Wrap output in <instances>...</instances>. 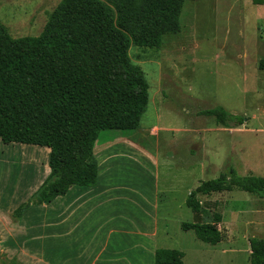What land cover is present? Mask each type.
<instances>
[{
	"label": "rangeland",
	"instance_id": "1",
	"mask_svg": "<svg viewBox=\"0 0 264 264\" xmlns=\"http://www.w3.org/2000/svg\"><path fill=\"white\" fill-rule=\"evenodd\" d=\"M60 2L0 0V21L13 38L38 36ZM129 55L150 84V99L137 129L99 133V168L103 173L114 166L124 185L112 187L111 199L117 201L102 208L96 202L91 230L100 212L104 220V211L119 219L93 236L67 232L72 224L67 231L60 228L51 234L63 241L57 257L54 238L29 228L33 222L41 230L45 214L28 220L25 213H15L49 174V149L0 139V263L92 264L109 257L115 264H154L151 249L156 247L183 252L186 264H250L249 239H264V198L240 189L214 192L200 197L201 212H193L186 199L201 181L220 174L264 177V0H186L160 49L132 44ZM217 105L249 119L239 127L221 126L202 113ZM109 143L147 149L156 158L134 149V154L122 153L121 159L107 162L100 151ZM155 173L161 199L158 234H126L150 230L143 222L156 215L150 208ZM216 213L222 215L215 224L216 245L181 227L184 221L213 222ZM112 253L124 255L115 260Z\"/></svg>",
	"mask_w": 264,
	"mask_h": 264
},
{
	"label": "trees",
	"instance_id": "2",
	"mask_svg": "<svg viewBox=\"0 0 264 264\" xmlns=\"http://www.w3.org/2000/svg\"><path fill=\"white\" fill-rule=\"evenodd\" d=\"M186 0H61L38 36L13 38L0 21V139L47 147L50 172L16 209L49 204L73 185L97 183L95 143L102 130L140 126L150 84L129 55L132 44L160 49ZM234 128L247 116L217 105L202 111ZM240 189L264 198V177L252 174L201 181L186 199L201 212V196ZM213 222L184 221L198 239L217 244ZM250 264H264V239L252 237ZM183 252L157 248L154 264H186ZM0 264H23L12 260Z\"/></svg>",
	"mask_w": 264,
	"mask_h": 264
},
{
	"label": "crops",
	"instance_id": "3",
	"mask_svg": "<svg viewBox=\"0 0 264 264\" xmlns=\"http://www.w3.org/2000/svg\"><path fill=\"white\" fill-rule=\"evenodd\" d=\"M109 144H110L109 146H107V145L102 146L103 149H102V151H100V152L104 151L103 155H105L107 157V162L111 161V160L115 162L117 159L118 160L121 159L122 153L134 154V151H133L134 149L144 150L149 155H152L153 157L156 158V156L147 149L135 148V147L129 146L127 144H120L119 146H117V145L111 146V143H109ZM20 145H22V144H20ZM94 151H95V149H94ZM120 151H122V152H120ZM96 152H97V150H96ZM46 153H48V155H49V150ZM110 156H112V157L110 158ZM32 163H34V166H36V159L34 161H32ZM47 166H48V164H47ZM119 176H121V173L118 172L114 166H110V167L106 166L103 173L101 172V170L99 168L98 180H97V183L95 185H93V186L73 185L65 195H61V196L56 197L54 199L55 202H53L54 201L53 200L52 201L53 203L52 202L49 203L50 205L44 204L46 206H43V204H40L42 206L39 207V210H36L35 208L31 209L32 207L38 206V205H34V206L30 207L28 210H26L24 212L25 214L23 213L24 216H27L26 218H28V220H29L34 214L38 213L40 216L41 215L40 213H42V215L45 214V217L43 218V216H41V219H43V221H45V223H41V225H40L41 230L37 229L38 223H33V222L30 223L31 226H29V228L35 227V230H37L34 233L35 235H37L38 231L41 234V231H42L41 237H46V239H53L54 238L55 242L57 243L56 244L57 257H59V253H58L59 244L62 243L63 241L60 240L61 236H55V235H51V234H53L56 231H57V233L61 232L60 228L63 231H67L69 225L72 224L73 227L72 228L69 227V230L67 232L74 233V232L80 230L81 232H86L84 234L92 235V236L95 234L96 231H97V233H99L100 231L104 232V230H102V228L106 227V225L109 226L111 224L112 220H114V221L118 220L119 216L118 215L111 216L109 213H106L104 211V216H105V220H104V219H102V212H100L101 218H99L97 220L95 227L93 228V230H91V227L93 226V221H92L93 207L96 205V202H97V206H100L101 208L103 205L106 204V202H108L107 204H109V205L113 203L114 199H111V196L113 195V194H111V193H113L112 187L121 186V184L124 185V183L120 181ZM158 177H159L158 173H155L152 176V178H153L152 187H153V191H154L155 196H154V199L152 200V204H150V208L155 209L156 215L154 216V218H151V219H150V215H148L147 219L149 218L148 219L149 221L143 222L144 224L149 223L151 225L149 227L150 230L148 231V229H143V230L133 229V230H127L126 234H129L130 232H135V234L139 235V236H146V235H147V237L157 236V234H158L157 233V227L159 225L158 210L160 208L159 202L161 200L160 199V189H159L160 188L159 187V178ZM115 184H116V186H115ZM115 201H117V200H115ZM55 205H56V207H55ZM55 212H56V215H55ZM34 222H36V221H34ZM141 226L144 227L143 225H141ZM110 232H112V230H110ZM40 234H39V236H40ZM56 238H57V240H56ZM214 245H216V244H214ZM156 249H157L156 247H153L151 249V257H152L153 262H154V252ZM250 252H251V250H250ZM113 255H115V258ZM116 255H118V256H116ZM123 255H124L123 253H119V254L112 253L111 258L117 260L120 257L122 259ZM108 260H110L109 257L104 261H99V257H98V259H95V261H93L92 264H98V263L99 264H115V262H116L114 260H113V262L108 261ZM124 262H126V261H124Z\"/></svg>",
	"mask_w": 264,
	"mask_h": 264
}]
</instances>
